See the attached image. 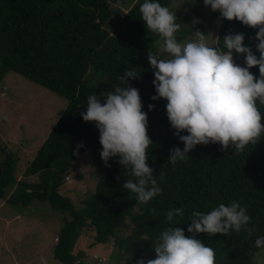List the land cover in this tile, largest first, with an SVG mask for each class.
<instances>
[{
    "label": "trees",
    "instance_id": "1",
    "mask_svg": "<svg viewBox=\"0 0 264 264\" xmlns=\"http://www.w3.org/2000/svg\"><path fill=\"white\" fill-rule=\"evenodd\" d=\"M117 1L0 0V81L14 71L68 101L26 170L27 175H38L39 181L19 179L17 160L10 155L0 162V198L13 207L35 201L49 204L65 215L54 248L56 260L64 264H87L83 252H73L83 229L96 232L95 244L115 239L113 262L136 263L146 257L153 240L170 225L166 219L169 210H184L176 217L178 224L172 226L182 227L186 236L192 237L187 228L194 210L209 212L220 203L238 201L251 217V234L241 229L227 236L202 233L196 238L214 250L215 264H256L261 250L255 240L264 236V133L243 151H235L233 146L225 150L219 143L200 144L186 161L175 165L168 162L172 148L183 149L184 144L168 120L167 100L151 99L155 94L154 70L148 56L150 51L155 54L160 38L148 32L141 19L143 0H137L128 12L117 9L120 19L110 32L107 26ZM159 2L170 7L173 0ZM202 7L196 6L192 13L202 16ZM191 14L181 13L176 21L180 25L178 42L194 29L202 27L206 33L213 26L212 22L204 26L186 23L193 18ZM217 29L216 47L226 50L222 41L225 35L244 33L245 44L259 56L255 47L257 28L223 18ZM234 59L244 63L242 54H234ZM128 67L141 71L138 79L128 82L139 89L142 110L148 113V135L153 143L147 149V162L162 189L147 204L137 202L135 194L123 189L127 179H135L131 168L123 167L119 157L110 159V166L105 165L100 156L99 130L95 122H86L81 116L90 95L126 86L121 76ZM250 71L259 76V66ZM149 104L155 107L149 109ZM257 106L264 123V105ZM80 143L83 147L78 149ZM87 149L92 152L99 180L95 191L79 207L60 192V187ZM123 228L131 231L124 233Z\"/></svg>",
    "mask_w": 264,
    "mask_h": 264
},
{
    "label": "clouds",
    "instance_id": "2",
    "mask_svg": "<svg viewBox=\"0 0 264 264\" xmlns=\"http://www.w3.org/2000/svg\"><path fill=\"white\" fill-rule=\"evenodd\" d=\"M196 3L197 0H185ZM205 6L219 11L223 18L237 19L244 25L257 28L253 48L245 44L244 33H229L223 37V49L208 43L206 33L196 29L195 39L180 43L176 33L180 25L177 15L159 0H143L141 19L148 32L159 36L157 53L149 52L148 60L154 70L155 94L152 100H167V117L175 135L184 147H174L168 162L175 165L186 161L197 145L219 143L223 149L233 146L243 151L256 143L264 133L262 114L257 104L264 105V0H203ZM234 54L244 55L245 66L237 64ZM259 66V76L250 69ZM140 72L129 68L121 78L125 87L94 93L87 98V110L81 113L86 122H95L102 145L100 156L106 166L119 157L123 167L131 168L135 179H127L123 189L135 194L136 201L147 204L162 189L148 164L147 149L153 143L148 135V113L138 88L129 79L140 77ZM149 109L155 105L149 104ZM62 115V114H61ZM60 118V117H59ZM58 118V119H59ZM57 122V121H56ZM186 132L187 134H181ZM83 147L80 143L77 148ZM161 179L163 177L161 176ZM184 210L176 208L166 215L170 225L154 239L155 259H140L137 264H215L214 250L196 236L202 233L214 237L227 236L231 231L248 228L251 217L247 207L238 201L220 203L209 212L194 210L185 234L182 227H173ZM257 249L264 250V236L255 240ZM41 264H47L41 258Z\"/></svg>",
    "mask_w": 264,
    "mask_h": 264
},
{
    "label": "rangeland",
    "instance_id": "3",
    "mask_svg": "<svg viewBox=\"0 0 264 264\" xmlns=\"http://www.w3.org/2000/svg\"><path fill=\"white\" fill-rule=\"evenodd\" d=\"M136 1L118 0L113 4L114 13L107 26L110 32L114 31L120 19L117 9L128 12ZM198 5H203L200 13L202 16L192 13ZM169 9L176 13L177 19L181 13H192L193 18L185 21L193 26H204L212 22L213 26L206 32V37L210 45L217 44V28L223 19L219 11L205 6L203 0H197L196 3L173 0ZM198 29L203 32L206 30L202 27ZM195 31L196 29L180 43L194 40ZM155 48L157 53L158 45ZM235 62L245 66L240 61ZM67 104V99L14 71L0 81V162L10 155L14 156L19 179L31 183L39 181L38 175H27L26 170ZM92 158L91 150L87 149L60 187V192L70 197L79 207L95 191L99 180ZM79 175L81 178H78ZM64 217L63 213L54 211L49 204L35 201L29 206L13 207L0 198V264H41L42 257L47 264H64L54 256ZM122 231L129 233L131 230L123 228ZM95 236L94 230L83 229L73 251L75 254L83 252L87 264H137L113 262L111 256L117 248L115 239L112 238L105 244H95ZM155 258L153 243L142 259L146 261ZM255 263L264 264V250L257 254Z\"/></svg>",
    "mask_w": 264,
    "mask_h": 264
}]
</instances>
